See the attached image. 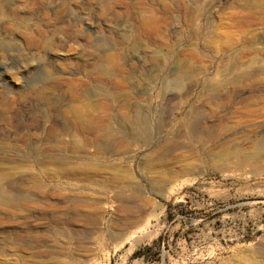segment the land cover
<instances>
[{
  "label": "rangeland",
  "instance_id": "374dc122",
  "mask_svg": "<svg viewBox=\"0 0 264 264\" xmlns=\"http://www.w3.org/2000/svg\"><path fill=\"white\" fill-rule=\"evenodd\" d=\"M227 148L264 152V0H0V264H264Z\"/></svg>",
  "mask_w": 264,
  "mask_h": 264
},
{
  "label": "bare ground",
  "instance_id": "6f19581e",
  "mask_svg": "<svg viewBox=\"0 0 264 264\" xmlns=\"http://www.w3.org/2000/svg\"><path fill=\"white\" fill-rule=\"evenodd\" d=\"M5 1V0H4ZM5 3V2H4ZM111 5V4H110ZM113 5V4H112ZM145 7H147L145 5ZM146 12L148 13V15L145 17L146 20L144 22V28L150 30H153V27L156 25V14L155 11L152 8H146ZM79 115V114H78ZM79 117V116H78ZM178 132V131H177ZM176 140V139H175ZM178 140V139H177ZM205 149V148H204ZM225 151V155L226 157H228L231 160H235V164L239 167L242 168L248 161L250 160H255V159H260L262 157H264V152L262 150L257 151L255 156L249 157L247 155H243L238 149H231V148H227L224 150ZM228 167H226L227 169ZM230 171V170H229ZM6 211H22L20 205L15 201V200H11L10 203H7V207L4 208ZM135 216V215H134ZM134 218V219H133ZM127 223H137V220L135 219V217H129L127 218ZM122 236V235H121Z\"/></svg>",
  "mask_w": 264,
  "mask_h": 264
}]
</instances>
